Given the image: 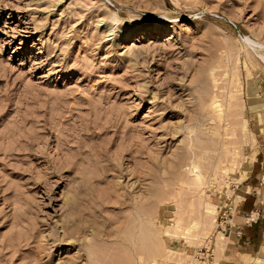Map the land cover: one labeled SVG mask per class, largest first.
Returning a JSON list of instances; mask_svg holds the SVG:
<instances>
[{
	"label": "rangeland",
	"instance_id": "obj_1",
	"mask_svg": "<svg viewBox=\"0 0 264 264\" xmlns=\"http://www.w3.org/2000/svg\"><path fill=\"white\" fill-rule=\"evenodd\" d=\"M263 245L264 0H0V264H256Z\"/></svg>",
	"mask_w": 264,
	"mask_h": 264
},
{
	"label": "bare ground",
	"instance_id": "obj_2",
	"mask_svg": "<svg viewBox=\"0 0 264 264\" xmlns=\"http://www.w3.org/2000/svg\"><path fill=\"white\" fill-rule=\"evenodd\" d=\"M212 71H213V69H211V72L210 73H212ZM216 84V83H215ZM230 95V94H229ZM228 99V98H227ZM229 103V102H228ZM210 105H211V108H213V110L215 111V113H216V115H217V117H221V113H222V109H221V105H220V103H219V101L216 99V98H212L211 100H210ZM234 107V106H233ZM212 121H213V119H212ZM224 122H226V121H224ZM228 123V122H227ZM226 125H228V124H226ZM225 127H227V126H225ZM201 156H203L202 154H201ZM233 157H234V155H232ZM204 157V156H203ZM225 157V156H224ZM235 158H236V156H235ZM201 159H204V158H201ZM200 159V160H201ZM223 159H225V158H223ZM192 162V161H191ZM190 162V163H191ZM197 163H199V162H197ZM223 163V162H222ZM247 163V162H246ZM193 164H195V162H193ZM200 164V163H199ZM199 164H198V166H199ZM239 164V163H238ZM245 164V163H244ZM197 166V167H198ZM211 166V165H210ZM213 166V165H212ZM209 167V166H208ZM244 167H246V166H242V168H244ZM221 168V167H220ZM227 169V168H226ZM228 171H230L231 173L233 172L234 174H235V172L237 171L235 168H232V167H228ZM246 169V168H245ZM199 170V169H198ZM197 170V168L195 167V166H193V165H189V166H187V171L190 173V174H192V176H193V178L195 179V178H198L199 177V171ZM209 170V169H208ZM242 171H248V169L247 170H242ZM213 172V171H212ZM202 173H203V171H202ZM213 174V173H212ZM187 175V174H186ZM201 175V174H200ZM236 176L238 175V171L236 172V174H235ZM188 176V175H187ZM202 176V175H201ZM205 176V175H204ZM215 177V176H214ZM192 178V179H193ZM200 178V177H199ZM202 179V178H201ZM212 179V178H211ZM239 179V178H238ZM213 181H216V180H213ZM212 182V181H211ZM183 183V182H182ZM196 183V182H195ZM194 183V185L196 186V184ZM186 184V183H185ZM184 184V185H185ZM201 184V183H200ZM189 185H193V184H189V182H188V186ZM193 185V186H194ZM201 187V186H200ZM190 188H191V186H190ZM189 188V189H190ZM195 188V187H194ZM196 188H198V184H197V187ZM201 189L202 188H200L199 190L201 191ZM192 190V189H191ZM210 190V189H209ZM212 192V191H211ZM192 194V193H191ZM196 198H199L198 200H199V203H200V205H202V208L204 207V209H203V214H206V213H209V211H212L213 209V206H212V204H210L209 202H206L205 200L203 201L202 199V195H200V197H197V194H196V196H195ZM172 198V197H171ZM196 198H195V200L194 201H196ZM192 199V198H191ZM186 200V199H185ZM188 203H190V202H188ZM194 203V202H193ZM192 203V204H193ZM192 204H190L191 206H193ZM197 204V203H196ZM196 204H194L195 205V209H196V211H197V206H196ZM164 211V210H163ZM195 211V210H194ZM198 212V211H197ZM178 215V214H177ZM139 219V218H138ZM136 220V219H135ZM165 220H167V219H165ZM149 221H150V219H149ZM140 222V221H139ZM177 222V220H175V226L173 227V229L171 230L170 229V231H166V235L167 236H171V237H174L173 236V234L174 233H176L177 231H181V229H180V227L178 226V224H180V223H176ZM173 223V222H172ZM171 223V224H172ZM169 224V223H168ZM143 225V224H142ZM169 226V225H168ZM166 228H169V227H166ZM188 232V231H187ZM187 232H185V231H181L180 233V236H182V238H183V244L186 246V244H189V242H190V238L191 237H188V235H187ZM178 234V233H177ZM165 235V236H166ZM177 237V236H176ZM155 239H156V233L153 231V229H151L150 227L148 228V233H147V238L145 239V247H147V253H149V254H151V255H153L154 253V249H155ZM170 240V239H169ZM217 242H218V244H217V246H216V250H214L215 252V258H217V256H218V254L220 253V250H221V247L223 246L222 244H223V242H224V238L221 236V234H219L218 235V238H217ZM166 246H167V244H166ZM218 248H219V250H218ZM170 249H172L171 247H169L168 248V250L170 251ZM263 253H264V245L262 246V250H261ZM168 253V252H167ZM137 255V254H136ZM140 255V254H139ZM164 256V255H163ZM165 258V257H164ZM163 257L161 258L162 260L164 259ZM145 259V258H144ZM258 259V258H257ZM139 260H140V263L141 264H143L142 263V260H141V257H139ZM145 260H147V258L145 259ZM149 261V260H148ZM164 261V260H163ZM256 261V260H255ZM139 262V261H138ZM146 263V262H145ZM218 263V262H217ZM216 262H214V264H217ZM256 264H264V256H263V258H259V262L258 263H256Z\"/></svg>",
	"mask_w": 264,
	"mask_h": 264
},
{
	"label": "crops",
	"instance_id": "obj_3",
	"mask_svg": "<svg viewBox=\"0 0 264 264\" xmlns=\"http://www.w3.org/2000/svg\"><path fill=\"white\" fill-rule=\"evenodd\" d=\"M245 200L246 201L244 202L243 206H245V204L247 202V198ZM251 221H252V223L247 225L248 227L244 230L243 237L240 239L241 240V244L244 245L245 248H248L247 245L250 243V239H252V240L255 239V236L257 235V230L259 229V225H258V222H257V217L255 219H251ZM237 241H238V239L236 238L234 240V243H237ZM234 243H233V246H235ZM250 246L251 245H249V247ZM244 254H246V253H244Z\"/></svg>",
	"mask_w": 264,
	"mask_h": 264
}]
</instances>
